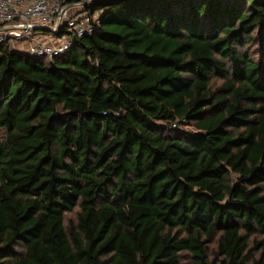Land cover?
<instances>
[{
	"label": "trees",
	"instance_id": "1",
	"mask_svg": "<svg viewBox=\"0 0 264 264\" xmlns=\"http://www.w3.org/2000/svg\"><path fill=\"white\" fill-rule=\"evenodd\" d=\"M89 9L0 42V264H264V0Z\"/></svg>",
	"mask_w": 264,
	"mask_h": 264
},
{
	"label": "built area",
	"instance_id": "2",
	"mask_svg": "<svg viewBox=\"0 0 264 264\" xmlns=\"http://www.w3.org/2000/svg\"><path fill=\"white\" fill-rule=\"evenodd\" d=\"M98 0H0V42H22L24 54L53 61L74 46V39L91 36L100 12L90 11ZM66 32L54 44L28 43L35 31Z\"/></svg>",
	"mask_w": 264,
	"mask_h": 264
},
{
	"label": "crops",
	"instance_id": "3",
	"mask_svg": "<svg viewBox=\"0 0 264 264\" xmlns=\"http://www.w3.org/2000/svg\"><path fill=\"white\" fill-rule=\"evenodd\" d=\"M39 34L34 33L32 40L28 43H43V44H55L58 41V37L54 34H51L48 31H38ZM26 44H21L20 48H24ZM17 48H19V45H17Z\"/></svg>",
	"mask_w": 264,
	"mask_h": 264
},
{
	"label": "rangeland",
	"instance_id": "4",
	"mask_svg": "<svg viewBox=\"0 0 264 264\" xmlns=\"http://www.w3.org/2000/svg\"><path fill=\"white\" fill-rule=\"evenodd\" d=\"M34 33L39 34L40 32L35 31ZM20 45H21V44H19V48H20ZM69 217H73V214H72L71 216L69 215Z\"/></svg>",
	"mask_w": 264,
	"mask_h": 264
},
{
	"label": "water",
	"instance_id": "5",
	"mask_svg": "<svg viewBox=\"0 0 264 264\" xmlns=\"http://www.w3.org/2000/svg\"><path fill=\"white\" fill-rule=\"evenodd\" d=\"M43 31H48V32H50L49 30H43Z\"/></svg>",
	"mask_w": 264,
	"mask_h": 264
}]
</instances>
